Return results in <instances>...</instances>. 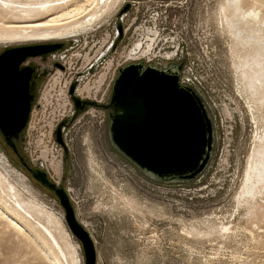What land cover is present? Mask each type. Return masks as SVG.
<instances>
[{"label": "rangeland", "instance_id": "374dc122", "mask_svg": "<svg viewBox=\"0 0 264 264\" xmlns=\"http://www.w3.org/2000/svg\"><path fill=\"white\" fill-rule=\"evenodd\" d=\"M240 1L248 12L259 10L260 23L246 16L236 22L237 29L264 36V3ZM128 3L118 47L93 73L82 75L114 40L118 14ZM225 3L117 0L71 38L13 39L0 33V51L36 43L65 44L47 63L52 71L42 84L40 108L35 109L27 130L24 155L35 170L45 159L42 169L49 178L67 195L70 189L76 217L95 243L97 264H264V176L255 177L250 192L240 195L249 160L253 154L259 159L264 153L260 99L264 96V50L258 45L249 49L236 40L227 23ZM177 48L184 61L182 73L192 63L206 87L203 92L213 114L216 139L212 158L199 178L165 181L145 174L113 146L105 108L91 106L73 117L70 89L77 81L76 93L82 99L107 104L120 67L140 61L168 66ZM243 60L247 65L241 73ZM242 84L259 89L257 104ZM63 121L65 146L56 138ZM127 162L132 163L130 169L124 165ZM0 172L25 199L39 204L40 224L32 229L35 236L43 240L46 232L41 226L49 227L71 256L67 260L58 251L62 264H74V259L76 264H86L83 245L56 193L37 181L1 142ZM55 247L50 243L51 250ZM36 251L34 243L0 218V264H49Z\"/></svg>", "mask_w": 264, "mask_h": 264}, {"label": "water", "instance_id": "95a60500", "mask_svg": "<svg viewBox=\"0 0 264 264\" xmlns=\"http://www.w3.org/2000/svg\"><path fill=\"white\" fill-rule=\"evenodd\" d=\"M128 3L118 14L114 40L98 60L82 75L94 72L98 64L110 56L123 37V16L129 10ZM58 42L36 43L7 47L0 55V91L9 87L14 101L26 106L22 118L0 119V129L7 142L13 146V137L19 136L27 124L31 96L28 95L27 77L21 65L29 57L45 55L61 48ZM184 61L163 68L145 61L122 66L114 80L110 101L98 103L82 99L76 92L77 81L70 89L75 107L73 117L91 106H100L108 111L109 133L113 146L145 174L159 180H195L206 170L215 146V125L212 111L191 85L181 82ZM21 82L19 85L12 81ZM6 84V85H5ZM23 86L21 87L20 85ZM5 86V87H4ZM5 88V89H6ZM63 121L56 130L57 141L65 146L62 136ZM33 177L53 190L65 208L66 220L83 245L86 264H97L95 243L76 217L74 207L64 188L53 182L41 168L34 170L23 162Z\"/></svg>", "mask_w": 264, "mask_h": 264}, {"label": "bare ground", "instance_id": "6f19581e", "mask_svg": "<svg viewBox=\"0 0 264 264\" xmlns=\"http://www.w3.org/2000/svg\"><path fill=\"white\" fill-rule=\"evenodd\" d=\"M116 1L104 0L103 5H101L102 0H0V33L13 39L26 37H33L32 39L34 37L71 38L76 30H83L98 11L107 6L110 7ZM258 1L264 3V0ZM225 4L224 10L227 12V23L236 40H241V43L245 47H249V49H252L254 45H258L264 50L263 35L256 33L245 34L244 28L237 29L236 26V22L242 21L246 16H251L255 22H259V10H250L251 12H248L240 0H227ZM168 58L170 59L171 57L169 56ZM245 65H247V60L241 61V73L245 72ZM19 83L21 82L12 81V84L17 86ZM242 85L248 97L257 104L258 101L255 98V94L259 89L255 85H250L249 87ZM20 86L22 87L23 84ZM260 97L264 105L263 94ZM42 161L45 163L46 160ZM259 165H262L261 167L264 166V153L259 159H255L253 154L249 160L244 186L240 193L241 196L250 192L249 188L253 186L255 177L259 180L263 179L264 174L261 173ZM49 172L57 178L61 177L53 169L49 170ZM38 208V203H32L25 199L21 192L13 184L9 183L0 172V218L6 221L19 234L34 243L39 255L45 261H48L49 264H62L60 256L67 260L71 256L66 253L54 232L49 227L42 225L41 227L46 232L44 237H42L43 240L36 237L32 232L35 225L40 224L37 222ZM222 229L228 230L226 226H223ZM50 243L56 246L57 251L51 250ZM58 251L61 254L60 256ZM73 262L76 264L77 259H74Z\"/></svg>", "mask_w": 264, "mask_h": 264}, {"label": "flooded vegetation", "instance_id": "af4514ba", "mask_svg": "<svg viewBox=\"0 0 264 264\" xmlns=\"http://www.w3.org/2000/svg\"><path fill=\"white\" fill-rule=\"evenodd\" d=\"M58 43L62 45L61 48L65 47L64 42H58ZM6 49L7 48L1 50L0 55L3 54L6 51ZM59 49H57V51ZM57 51L50 52L45 55L29 57L27 61H25L20 67L21 71H24L23 75L27 77L28 80L27 93L28 95L31 96V99H30V106L27 117L28 118L27 124L21 131H19L18 137H13V144L15 148L7 142L6 135L0 129V142L3 144L4 148L12 155V157L18 158L22 164L25 161L29 165L28 158H26V156L24 155L26 149V142H27V130L29 128L31 120H33V117L35 116V112H36L35 109L40 108L41 101L39 99V94L41 92L42 84L49 77V74L52 71L51 66L48 65L47 63L49 61V58L53 56ZM181 62L182 60H173L169 63L168 66L165 65L163 68H169L172 64L173 65L179 64ZM181 82L185 84V82L182 79V70H181ZM5 88H4V93L0 91V119L16 120L18 118H22L23 116L19 114L27 111L26 106H22V108H20L19 107L20 105H18L19 101L13 100L15 97L13 94L18 93V91H14V90L11 91L10 89H7L9 87H7L6 89ZM23 166L27 169V167L24 164Z\"/></svg>", "mask_w": 264, "mask_h": 264}, {"label": "built area", "instance_id": "2783aa9c", "mask_svg": "<svg viewBox=\"0 0 264 264\" xmlns=\"http://www.w3.org/2000/svg\"><path fill=\"white\" fill-rule=\"evenodd\" d=\"M176 52V54H175V56L173 57V59L175 60H181V57L180 56H178V48H177V50L175 51ZM184 73L185 74H187L188 76H186V75H184ZM184 73H182V79H183V81L185 82V84H189V85H191V86H193L200 94H201V96L204 98V100L207 102V97L208 96H206V94L203 92V90L204 91H206V87H205V85L202 83V80H201V78L199 77V75H198V73L196 72V70L194 69V67H193V64L192 63H188V65L186 64V68H185V70H184ZM207 92V91H206ZM99 100H97V102H98ZM207 104H208V102H207ZM70 105H71V110L70 111H72V109H73V104L72 103H70ZM64 116H65V114H64ZM63 116V117H64ZM132 163H129V162H127V163H125L124 165H125V167H127V168H129L130 169V167H132V165H131ZM68 195L70 196V199L73 201V203H74V199H73V197H72V195H71V193H70V189L68 188Z\"/></svg>", "mask_w": 264, "mask_h": 264}]
</instances>
